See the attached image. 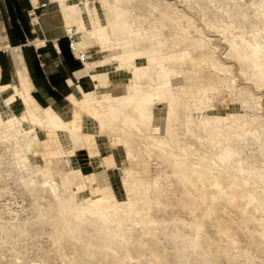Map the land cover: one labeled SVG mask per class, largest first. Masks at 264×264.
Wrapping results in <instances>:
<instances>
[{
	"label": "rangeland",
	"instance_id": "obj_1",
	"mask_svg": "<svg viewBox=\"0 0 264 264\" xmlns=\"http://www.w3.org/2000/svg\"><path fill=\"white\" fill-rule=\"evenodd\" d=\"M59 1L62 10L66 5L82 7L91 31L76 33L74 26V34L67 32L72 44L78 39L94 44L88 60L95 68L119 54L121 45L101 44L93 38L98 28L114 19L108 0ZM176 1L180 13L193 19L190 35L200 37L208 50L201 48L192 57L180 58L167 45L158 55L145 49V62L160 61L150 89L146 83L152 81L137 72L139 57L131 62L118 60V68L111 65L117 71L125 69L122 73L109 66L97 68L101 76L109 75L111 86H100L98 96L119 92L121 87L122 91L141 88L149 98L135 111L141 112L138 118L143 122H135L150 132L168 120L172 124L167 127L173 126L174 139L168 137L167 129L166 136L151 137L163 147L155 150L156 156L144 158L137 151L129 156L122 135L109 129L95 139L98 148L80 146L67 122L56 126L48 118L42 126L33 125L35 118L29 111L23 113L19 101L11 104L9 92L0 88V118L17 117L12 121L16 139L12 132L0 134V264H69L72 259L74 264H113L115 258L120 264H229V257L215 251L221 236L240 253L236 264H264V232L259 230L264 228V0L254 5L240 1V7L237 0ZM143 3H120L126 9L127 23H139L138 14H148L154 23H173L184 32V18L177 24L169 15L160 19L159 13ZM86 50L84 46L82 51ZM175 84L213 105L206 108L192 96H178V91H170ZM207 90L210 93L205 95ZM87 104V109L76 104L57 111L62 112L61 120L80 118L78 131L98 133L97 108L92 101ZM120 114L125 120V113ZM215 114L227 118H214ZM174 115L186 119L192 129L193 122L201 126L198 142L170 121ZM31 139L37 140L34 149L27 145ZM146 163L150 172L144 170ZM75 170L74 181L69 183L67 173ZM36 174L39 181H31ZM44 176L54 186L43 185ZM105 185H110L109 193L117 199L139 201V205L152 206L151 211L134 221L110 215L102 206L83 208V195L98 194ZM43 214L49 221L40 220ZM73 215L91 221L77 225ZM135 222L146 236L133 231ZM122 230L135 238L132 248L115 244ZM87 243L96 244L97 251L110 250V259L99 252L93 263L84 252Z\"/></svg>",
	"mask_w": 264,
	"mask_h": 264
},
{
	"label": "bare ground",
	"instance_id": "obj_2",
	"mask_svg": "<svg viewBox=\"0 0 264 264\" xmlns=\"http://www.w3.org/2000/svg\"><path fill=\"white\" fill-rule=\"evenodd\" d=\"M144 2L147 9H150L153 12H157L159 14L158 17L165 18L169 15V17L172 18V22L175 21L176 24L179 23V18H184L187 21L186 26L184 27V32L179 30L177 26H175L173 23L167 24V23H154L152 21V17L148 14H138L140 18H142L141 22L139 23H127V14H125L126 9H121V4L124 3L125 5H130L135 2ZM244 1L246 3L250 2L252 5H254L257 0H237L235 3L236 6H241V2ZM132 2V3H131ZM111 13L114 17L113 20L111 19L109 22H105V24L99 29L98 28V34L95 35L93 38L94 40H97L98 42H101V44H106V42H114V46L121 45L120 48H118V53L114 56L108 57L104 60H102L99 64L100 67L102 66H109L110 70L114 69V72H119L115 70L114 68H111V65L115 64L116 68L119 66L120 59L127 58L128 60L133 61L134 58L139 57V64L137 65L136 69L138 74L142 75L146 81H152L146 83V88L150 89V87L154 84V80L156 78L154 77L155 69L158 64H160L159 60H153V61H147L145 62V49H149L150 53L160 54L163 50L161 49L165 45H167L170 49L174 50L178 57H185L186 55H189V57L193 56V53L201 48L207 49L206 45H203V40L200 37L191 36L190 32L193 31V19L187 16L186 13H180V7L176 0L170 1V0H108ZM195 3V1L193 2ZM192 3V5H193ZM105 4V3H104ZM139 6V5H138ZM152 6V7H151ZM177 6V7H176ZM76 8V9H75ZM74 9L72 7L68 8V6L63 7V13L65 14V17L67 19V22H70L71 31L72 34L74 32L72 31V26L75 24L77 26L76 33L78 31H84V32H90V28L86 25L85 19H84V13L82 11V7L80 5H77ZM124 10V11H123ZM109 12V11H108ZM178 17V18H177ZM139 18V19H140ZM110 19V18H109ZM190 20V22L188 21ZM121 22V23H120ZM105 42V43H104ZM120 42V43H119ZM170 44V45H168ZM74 48L79 52H83V48L85 46L86 49L94 46V44H90L88 42H84L81 39H78L73 43ZM186 60V58H184ZM119 60V61H118ZM183 63H186V61H182ZM87 66L89 64L87 63ZM172 66H175V62H172ZM121 67V66H120ZM122 71L120 73L123 72ZM112 71V72H113ZM155 72V73H154ZM115 74V73H113ZM92 76L99 80V83L97 86L104 87L105 89H110L111 86L109 84V75L107 74L106 77L101 76L100 74H92ZM4 87V86H3ZM118 87V86H117ZM6 88V87H5ZM158 90H160L159 87H157ZM121 91L116 93H109V92H102L101 95H97L96 92H93L92 96H90V100L94 104L96 109V123L98 124V133H90V132H81L78 131V128L80 127L79 124V118H74L71 122L66 120H61V116L57 114L52 108L47 109L46 111H41L38 108H29V114L31 117L35 118L33 125H44V122L48 120V118H51L50 123H54V125L58 126L59 122L64 121L67 122L70 126V132L73 136V140H75L77 143H80V146L89 147L92 146L94 148H98L97 143L95 142V139L101 135H104L106 131L109 129L111 132L120 133L123 137V141L126 144L127 153L129 156H132L134 151H137L138 153H142V156L146 158L148 155L153 154L154 156L158 155L155 153V150H160L163 147H160L158 144H156L152 140V136L154 134L156 135H163L166 136L165 133H167L166 129L168 130V137L171 139H174L176 136L174 135V132H171V126L170 128L167 127V125L170 124L169 120L164 124L163 127L160 126L159 129L153 130L155 132H150L143 126L136 123V119L142 123L138 116L141 115V112H135L138 107H142V102L147 101L149 98V95L147 92L143 89H137L134 91H125L124 88L122 91V87L120 89ZM178 91V96L181 93H184L188 96H192L195 101H198L200 105H203L204 107L212 106L213 103H210L208 100L204 101L203 96H198L196 93H193L192 91H189L187 88H182L181 84H175L173 88L170 89V91L175 92ZM99 92V91H98ZM207 93H210L209 90L205 91V95ZM156 93V92H155ZM176 93V92H175ZM246 94H249L245 92ZM204 94V93H203ZM88 99V98H87ZM85 103V102H83ZM86 105V104H85ZM84 107V106H83ZM127 109H130V111L126 112ZM94 110V109H93ZM54 111V112H53ZM5 112V110H4ZM95 112V111H94ZM125 113V120L121 118L120 113ZM215 112V111H214ZM222 113V112H221ZM144 116V114H143ZM8 119L0 118V134L6 135V133L12 132V137L15 138L16 132L13 126V122L15 116L8 117ZM214 118L222 119L227 118L226 115L223 114H215ZM158 122H160V118H154ZM119 120V121H118ZM131 120V125L126 124L128 121ZM170 121L172 123H175L176 126L181 128L182 130L185 129L186 132H190L194 139L197 140L199 137H201L202 134V128L201 126L193 122V129L190 128L187 125V120L184 118L176 117L175 115L170 118ZM21 119H19L18 123H21ZM126 122V123H125ZM22 124V123H21ZM34 127V126H33ZM36 127V126H35ZM184 128V129H183ZM35 131V129H34ZM9 136V135H8ZM8 136L7 137L9 139ZM33 137V136H32ZM35 137V136H34ZM36 139V138H35ZM38 139V138H37ZM121 139V138H120ZM122 140V139H121ZM37 141V140H36ZM36 141L34 139H31V142L28 145L30 149H34L36 146ZM173 143H176L175 140H173ZM196 146H199L197 142ZM78 145V144H77ZM175 149H172L171 152H173ZM98 151V150H97ZM147 154V156H146ZM162 161L165 160L164 158H159ZM144 170L150 172V163L144 164ZM47 167V166H46ZM149 168V169H147ZM78 170H75L73 172L67 173V178L69 183L74 181L73 173H75ZM157 180V178H155ZM31 181L37 182L39 181L38 175H34L30 178ZM172 180L170 181V183ZM43 185H50L54 186L53 183H50V180L48 177L44 176L42 180ZM67 184V183H66ZM56 187V186H55ZM110 185L103 186L100 189V192L95 195L91 196H84L81 199V205L83 208L88 207H94L97 208L99 206H102L105 208L106 213H110V215L117 214L122 216H128L129 218H137L138 220H141L142 217L147 213L150 212L152 209V206L146 207L139 205V201H131V202H124L119 199H117L116 195L113 193V195H110L109 193ZM78 195V194H76ZM75 195V196H76ZM131 197V196H130ZM129 197V198H130ZM77 198V197H76ZM132 198V197H131ZM96 201H98L96 203ZM96 204V206H95ZM74 216V215H73ZM79 216V215H78ZM77 215L74 216L76 220V224H82L85 221H91L90 219H82L78 217ZM42 222L49 221L46 215H40L39 216ZM16 218V217H15ZM121 218V217H120ZM108 219H110V216H108ZM126 219V218H124ZM121 218V220H124ZM79 221V222H78ZM135 221V219H134ZM128 220H126V223ZM103 224V223H102ZM47 225V224H46ZM121 226L125 227V224L122 222L120 223ZM138 223H134L133 231L135 233L146 236V232L143 230L137 229ZM261 232H264V228H259ZM78 234V233H77ZM120 238L118 241H116L115 244L123 243L128 249L132 248L135 238L124 232L123 230L118 234ZM132 241V242H131ZM107 243V241H103ZM219 244H215V251L219 256H227L229 257L228 261L229 264H236L240 257V253L234 252L232 250V244L228 241L224 240L223 237H220ZM99 247L96 244L93 243H87L84 247V252L87 253L92 259V262L94 263L93 257H97L99 252L104 253V257L108 260L110 259L111 253L110 250H103L97 251ZM113 252V251H111ZM261 253V252H260ZM263 254V253H262ZM114 255V253H113ZM252 257H249L252 262ZM69 264H74V260H69ZM110 261V260H109ZM114 263L113 264H120L117 259L111 260ZM241 261V259H240ZM92 264V263H91ZM95 264V263H94ZM135 264H139L136 262Z\"/></svg>",
	"mask_w": 264,
	"mask_h": 264
},
{
	"label": "crops",
	"instance_id": "obj_3",
	"mask_svg": "<svg viewBox=\"0 0 264 264\" xmlns=\"http://www.w3.org/2000/svg\"><path fill=\"white\" fill-rule=\"evenodd\" d=\"M67 30L59 0H0V88L23 113L52 108L61 116L59 109L76 104L87 109L89 94L100 88L91 48L80 54Z\"/></svg>",
	"mask_w": 264,
	"mask_h": 264
}]
</instances>
